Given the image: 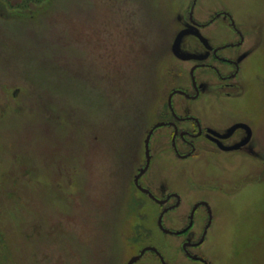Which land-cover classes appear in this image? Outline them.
I'll use <instances>...</instances> for the list:
<instances>
[{
  "label": "rangeland",
  "instance_id": "374dc122",
  "mask_svg": "<svg viewBox=\"0 0 264 264\" xmlns=\"http://www.w3.org/2000/svg\"><path fill=\"white\" fill-rule=\"evenodd\" d=\"M40 3L0 0V264H126L148 246L171 259L180 243L158 230L160 208L133 178L144 165L146 134L167 114L169 92L190 85L191 63L177 55L194 53L191 43L201 52L191 37L174 50L190 4ZM222 8L248 33L242 72L223 91L231 98L219 93L217 104L210 78V95L196 105L175 96L174 107L223 131L254 114L258 158L201 153L181 161L159 131L140 184L157 199L182 197L166 228L179 230L206 198L214 214L208 246L220 264H264V0H203L197 20ZM217 28L206 32L213 44L228 39Z\"/></svg>",
  "mask_w": 264,
  "mask_h": 264
},
{
  "label": "flooded vegetation",
  "instance_id": "af4514ba",
  "mask_svg": "<svg viewBox=\"0 0 264 264\" xmlns=\"http://www.w3.org/2000/svg\"><path fill=\"white\" fill-rule=\"evenodd\" d=\"M30 1L32 3V0ZM201 2H203V0H185V3H189L190 6L183 15L179 16L181 20L186 19L185 26L188 27V29L183 30L189 32L184 38H194L198 42L197 47L201 48V52H198L195 49L196 45L191 43L189 45L190 49L195 51L191 53V55L194 56L193 59L181 60L183 63H191L189 69L190 85L186 89L176 88L169 92L166 100L167 114H159L158 122L152 126L145 137L146 140L148 134L152 131L149 139L148 167L144 174L138 178L136 185L135 179L147 165L144 140V165L137 171V174L133 178V185L140 194L152 201L147 194L141 193L138 187L148 191L156 200L163 202L162 204H157L152 201L160 208V214L164 212L161 224L163 230L166 232L159 229L158 226L157 228L164 237L171 238L180 243V251L175 253V255L168 260L158 249L148 246L145 248H153L155 251H146L139 257L142 250L145 249L143 248L135 256L139 257L138 260L132 264L143 263L146 261V256L149 257V264H220V258L216 255L213 246H208L213 227L214 214L212 206L206 198H202V200L190 207L188 215L183 219L185 223H183V226L179 230L166 228L165 226L168 225V221L166 222L168 215H173L176 211L184 207L182 197L177 193L171 192L166 194L163 198L157 199L151 190L142 187L140 184L151 166L152 157L150 145L156 132H167L161 135L167 136L172 154L176 159L181 161L189 159L196 161L202 156L201 153L208 155L209 158H215L217 153L227 154L231 157L241 156L250 161L257 160L258 158L259 146L257 142V129L251 122V119L253 121L255 120L254 114L249 115L248 118L250 121L234 122L228 129L223 131V129L217 127L215 124L206 123L204 119L199 116H194L189 113V115L182 117L177 113L174 107L173 99L175 96L181 97L187 103L196 105L198 102L200 103V100L205 98L207 94L210 95V93L206 91L208 85L204 83L205 79L210 78L213 79L216 84L218 83V89L220 90L218 93H213L214 97H217L216 99L212 96L216 100V103L218 104L219 100H221L219 93L224 95L226 99H230L231 94L223 91L234 87L231 82H235L238 79V76L242 72L241 63L244 58H246V56H243L244 53L240 54V51L245 46L248 33L243 31L240 24L235 22L232 14L225 8L217 9L207 22L201 23L197 20L198 16L195 11L197 5ZM214 25H218V27L221 26L222 28L217 29H220V34L228 35V39L225 38L223 42L219 44L210 42L206 32ZM174 92H179L180 94L176 93L172 95L169 106V97ZM158 124L161 126L153 130L154 126ZM202 143L212 151H207L208 148H205L206 151L201 152L198 147L202 145ZM171 201H173L172 204H170ZM169 220L173 221L172 219ZM179 255L181 256L180 259ZM135 257L130 258L126 264H129L131 259Z\"/></svg>",
  "mask_w": 264,
  "mask_h": 264
},
{
  "label": "water",
  "instance_id": "95a60500",
  "mask_svg": "<svg viewBox=\"0 0 264 264\" xmlns=\"http://www.w3.org/2000/svg\"><path fill=\"white\" fill-rule=\"evenodd\" d=\"M189 32L188 31H183L179 34L178 38H177V44L174 45V50L176 51L177 50V47H178V42H180L181 38H183L185 35H187ZM179 59L181 60H190V59H193L194 56L192 55H188V56H183V55H177ZM176 93H179V92H174L171 94V96L169 97V106H170V99L172 97V95L176 94ZM180 94V93H179ZM161 126L160 124L154 126L153 130L156 129L157 127ZM237 127V126H236ZM235 128V127H234ZM233 128V129H234ZM232 130V129H231ZM152 134V131H150V133L148 134L146 140H145V156H146V160H147V165L146 167L139 173L138 177L135 179V184L137 185V180L138 178H140V176L142 174H144V172L146 171L147 167H148V164H149V139H150V136ZM138 189L140 190L141 193H144V194H147L148 197L154 201L155 203L157 204H162L163 202H160L158 200H156L148 191L146 190H143L142 188L138 187ZM164 212L160 214L158 220H157V226L159 229L163 230L162 228V224H161V221H162V216H163ZM164 232H166L165 230H163ZM146 251H155L153 248H145L142 250V252L140 253L139 257L144 254V252ZM139 257H135L133 259H131V261L129 262V264H132L134 263L136 260H138Z\"/></svg>",
  "mask_w": 264,
  "mask_h": 264
},
{
  "label": "trees",
  "instance_id": "16d2710c",
  "mask_svg": "<svg viewBox=\"0 0 264 264\" xmlns=\"http://www.w3.org/2000/svg\"><path fill=\"white\" fill-rule=\"evenodd\" d=\"M40 2H41V0H32L33 5H39V4H41ZM28 6H29V4H26L23 6V8L26 9Z\"/></svg>",
  "mask_w": 264,
  "mask_h": 264
}]
</instances>
